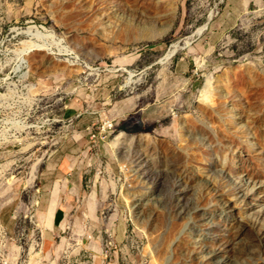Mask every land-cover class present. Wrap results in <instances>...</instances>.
<instances>
[{
    "label": "rangeland",
    "instance_id": "rangeland-1",
    "mask_svg": "<svg viewBox=\"0 0 264 264\" xmlns=\"http://www.w3.org/2000/svg\"><path fill=\"white\" fill-rule=\"evenodd\" d=\"M0 264H264V0H0Z\"/></svg>",
    "mask_w": 264,
    "mask_h": 264
},
{
    "label": "bare ground",
    "instance_id": "bare-ground-1",
    "mask_svg": "<svg viewBox=\"0 0 264 264\" xmlns=\"http://www.w3.org/2000/svg\"><path fill=\"white\" fill-rule=\"evenodd\" d=\"M28 32V31H27ZM171 56V55H170ZM131 137L125 133H123L122 131H119L117 134H115L113 137H112V144L114 146H118V144L121 142V141H125V137Z\"/></svg>",
    "mask_w": 264,
    "mask_h": 264
},
{
    "label": "crops",
    "instance_id": "crops-1",
    "mask_svg": "<svg viewBox=\"0 0 264 264\" xmlns=\"http://www.w3.org/2000/svg\"><path fill=\"white\" fill-rule=\"evenodd\" d=\"M113 145V144H112ZM114 146V145H113Z\"/></svg>",
    "mask_w": 264,
    "mask_h": 264
}]
</instances>
